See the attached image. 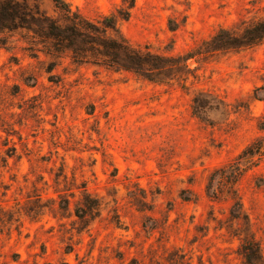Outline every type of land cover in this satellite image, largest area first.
Here are the masks:
<instances>
[{"label":"rangeland","instance_id":"1","mask_svg":"<svg viewBox=\"0 0 264 264\" xmlns=\"http://www.w3.org/2000/svg\"><path fill=\"white\" fill-rule=\"evenodd\" d=\"M65 1L91 20L121 5ZM262 16L264 0H136L116 28L180 56ZM50 62L0 46V264H264V44L189 61L185 88Z\"/></svg>","mask_w":264,"mask_h":264},{"label":"trees","instance_id":"2","mask_svg":"<svg viewBox=\"0 0 264 264\" xmlns=\"http://www.w3.org/2000/svg\"><path fill=\"white\" fill-rule=\"evenodd\" d=\"M135 2L121 0L116 14L91 20L65 0H0V46L19 41L31 57L43 54L51 59L49 70L68 57L75 64L129 72L151 83L185 88L194 71L189 61L204 62L264 44L262 16L241 20L231 28H219L183 55H162L130 43L118 32L117 20H127ZM44 3L50 6V12L41 7ZM253 146L244 149L238 160H251L256 153Z\"/></svg>","mask_w":264,"mask_h":264}]
</instances>
